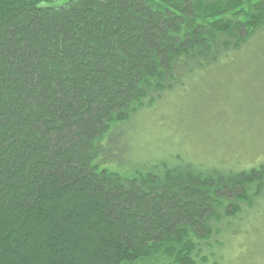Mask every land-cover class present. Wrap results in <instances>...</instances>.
<instances>
[{
  "label": "trees",
  "instance_id": "1",
  "mask_svg": "<svg viewBox=\"0 0 264 264\" xmlns=\"http://www.w3.org/2000/svg\"><path fill=\"white\" fill-rule=\"evenodd\" d=\"M263 47L264 0H0V264L237 262L264 161L140 145L151 111Z\"/></svg>",
  "mask_w": 264,
  "mask_h": 264
},
{
  "label": "rangeland",
  "instance_id": "2",
  "mask_svg": "<svg viewBox=\"0 0 264 264\" xmlns=\"http://www.w3.org/2000/svg\"><path fill=\"white\" fill-rule=\"evenodd\" d=\"M62 2L66 0H58V3ZM263 51L264 47L257 51H248L242 54L243 57H249L244 62L215 67L196 76L192 84L184 87L177 97L172 98L171 105L151 111L153 120L148 123L146 137L143 135L141 138L140 155L150 148V155L154 151L159 152V160L168 159V154L178 153L185 158L187 154L195 160L216 165L221 163L226 166L236 162L235 167L238 169L259 166L264 161ZM205 93L207 98L227 102L223 103V107L214 108L208 102L200 101L201 94ZM181 103L188 111L183 112L182 106L176 109ZM174 115L185 117L187 127L184 133L169 128L168 122ZM130 133L126 131L125 142L128 145L131 140L134 141L132 136L137 137ZM131 147L128 153L136 154L137 148L133 143ZM134 158L137 159L136 155ZM153 160L155 159H149L151 162ZM260 207L262 211L258 209L259 211L249 212L244 216L243 229L236 231L238 235L233 237V242L238 240L246 246L245 249L242 246V251H238L239 255H235L237 262H232L233 264H264V242L261 239H252L254 233L260 238L264 237V204H260ZM247 222L250 223L249 227ZM219 238V241L223 240L222 236ZM229 247L226 244L224 250L233 257L235 253L232 252L236 248L232 250ZM226 264L229 262L226 261Z\"/></svg>",
  "mask_w": 264,
  "mask_h": 264
}]
</instances>
